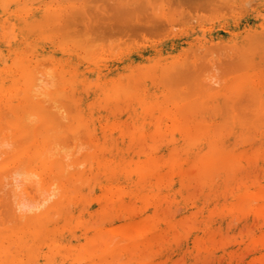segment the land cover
I'll return each mask as SVG.
<instances>
[{
  "label": "bare ground",
  "instance_id": "obj_1",
  "mask_svg": "<svg viewBox=\"0 0 264 264\" xmlns=\"http://www.w3.org/2000/svg\"><path fill=\"white\" fill-rule=\"evenodd\" d=\"M88 1L0 0V264H166L177 250L183 264H201L214 252L237 263L244 226L252 231L248 244L264 245V70L257 67L264 0L256 9L250 0H193L228 13L213 14L201 37L190 38L187 26L175 40L135 51L98 43L104 34L91 30ZM167 5L147 29L130 22L132 6L121 5L115 14L126 24L105 31L164 33L174 19ZM203 51L225 53L221 67L237 75L217 85L205 72L214 56ZM201 71L207 77L199 79ZM174 78L191 79L198 97L170 106L161 81ZM120 97L129 113L119 110ZM194 166L202 171L199 195L190 191ZM218 174L225 186L233 182L223 195L241 189L213 212L205 201L218 193ZM165 199L187 207V216L202 212L206 224L187 219L181 226L184 216L170 220L171 205L147 224ZM131 200L143 222L127 212ZM255 216L259 234L246 221ZM167 231L169 240L162 238Z\"/></svg>",
  "mask_w": 264,
  "mask_h": 264
},
{
  "label": "rangeland",
  "instance_id": "obj_2",
  "mask_svg": "<svg viewBox=\"0 0 264 264\" xmlns=\"http://www.w3.org/2000/svg\"><path fill=\"white\" fill-rule=\"evenodd\" d=\"M78 2H79V4H81V5H85L84 4V2L85 1H87V0H85V1H83V0H77ZM93 3H92V2ZM96 1V2H95ZM99 1V2H98ZM118 1H120V2H118ZM135 0H127V2H124V0H117V2H116V0H89L88 2L89 3H87V7H85L86 9H88V12H89V18H91V21H90V25H91V30L93 31V32H96V33H94V35L95 36H98V35H100V34H104L103 36H102V40L104 41V43H103V41L101 40V37H100V41L101 42H98V43H100V44H103L105 47H108V46H110V48H112V47H115V45L117 46V45H119V43L121 44V47H120V49H124V50H131V51H135V50H138L139 48H141L142 46H144V45H150V44H152V45H162L163 43H165L166 41H170V40H175V39H177L178 38V33L181 31V30H184V28H186L187 26H190L191 27V31L190 32H192V33H190V35H189V37L190 38H193V37H196L197 36V38L198 37H201V35H202V33H200V31H201V29L200 28H203L205 25H207L208 24V22L207 21H209L210 19H211V17L213 16V14H215V13H219V14H227L228 13V10L227 9H222V10H217L216 9V7H214L213 6V8L216 10V12L214 11V9L212 8V6H208L207 5V3H205V4H203V5H198L197 7H195L196 5H197V3H196V5H194L195 4V0L193 1V0H136L135 2H134ZM149 1V2H148ZM160 1H161V3H160ZM191 1V2H190ZM192 1L194 2V3H192ZM253 1V2H252ZM94 2L96 3V4H94ZM108 2L109 3H111V4H108ZM123 3V4H120V3ZM134 2V3H133ZM136 2H138V3H136ZM92 3V4H91ZM124 3H126V5L124 4ZM167 4L168 3V9L170 10V13L171 14H173L174 13V19L172 20V26H171V29H168L169 27H170V25H166L167 26V29H166V32H164V33H154V32H150V31H147V30H143L142 32H140V33H134L133 35H131V38L130 37H128L127 36V34H128V32L127 31H120V32H118V33H115V34H112L113 32L111 31V33L109 32L110 30H111V28L109 29V33L107 32V31H105V29L107 30V26H112V23H113V26H114V24L115 23H120L121 21H119V19H117V16H116V14L119 12H117V10L118 9H120V7H121V5H122V9L124 8V6H126L127 8H129V7H133V8H135V10L131 7V9H130V11L132 10L133 12H131L134 16L133 17H131V20H130V22L131 23H133L134 25L135 24H145V28L147 29L149 26H151L152 24H153V22H155L156 20H157V18L154 20V18H155V14H154V12H156V10L158 11L159 10V8L162 6V4ZM90 4V5H89ZM94 4V5H93ZM108 4V5H107ZM132 4V5H131ZM136 4H138V5H136ZM254 4V5H253ZM89 5V6H88ZM92 5V6H91ZM111 5V6H110ZM114 7H113V6ZM130 5V6H129ZM136 5V6H135ZM142 5V6H141ZM220 5V4H219ZM248 5V8L249 9H256L257 7H260V0H250V2H249V4H247ZM250 5V6H249ZM97 6V7H96ZM91 7V8H90ZM112 7V8H111ZM156 7L158 8V9H156ZM174 7V8H173ZM92 9V11H90ZM95 9H96V11H95ZM111 9V10H110ZM116 9V10H115ZM129 9H127V10H129ZM148 9V10H147ZM114 10V11H113ZM126 10V9H125ZM145 10V11H144ZM115 11L117 12L116 14H115ZM121 11V10H120ZM123 11H124V9H123ZM130 11H128V12H130ZM144 11V12H143ZM148 11H150L151 13H149ZM218 11V12H217ZM114 12V13H113ZM125 12H127V11H125ZM98 13V14H97ZM140 13V14H139ZM147 13L149 14V16H147ZM157 13V12H156ZM101 14H103V15H101ZM144 14V16L142 17V15ZM151 14H153V15H151ZM116 16V17H114V16ZM131 14H129V16H130ZM146 15V16H145ZM102 16V17H101ZM110 16V17H109ZM129 16H127V17H129ZM151 16H154V17H151ZM96 17V18H95ZM99 17V18H98ZM110 19H109V18ZM124 18L126 17V16H123ZM122 17V19L124 20V18ZM157 17V16H156ZM103 18H104V21H103ZM134 18H136V19H134ZM144 18V19H143ZM147 18H149L150 19V21H149V19H147ZM151 18H153V19H151ZM126 19V18H125ZM127 19H129V18H127ZM146 19V20H145ZM98 22H96V21ZM102 20V21H101ZM153 20V21H152ZM140 21H141V23H140ZM107 22V23H106ZM115 22V23H114ZM126 21H124V23H125ZM129 22V21H128ZM147 22V23H146ZM212 22H215V21H210V25H211V23ZM98 25H96V24ZM123 23V21L120 23V25L122 24H124ZM202 23V24H201ZM81 24V23H80ZM93 24V25H92ZM104 24V25H103ZM126 24V23H125ZM128 24V23H127ZM132 24V25H133ZM83 24H81L80 25V27H79V25H77L78 26V28H80V30H79V33H81L82 35H83V33H84V29H82V28H84L83 26H82ZM100 25V26H99ZM94 26V27H93ZM147 26V27H146ZM105 27V28H104ZM77 29V28H76ZM99 29V30H98ZM195 29V30H194ZM73 30V29H72ZM96 30V31H95ZM171 31L173 32V33H171ZM83 32V33H82ZM116 32V31H115ZM127 32V33H126ZM98 33V34H97ZM126 33V34H125ZM72 35H77L78 36V31H77V34H75V33H73L72 32ZM80 35V34H79ZM84 36H86V35H84ZM94 36V37H95ZM104 36H105V38H104ZM93 37V38H94ZM78 38H79V36H78ZM81 38H82V36H81ZM80 38V39H81ZM83 38H85V37H83ZM92 38V39H93ZM96 38V37H95ZM123 42V43H122ZM94 43V42H93ZM92 43V44H93ZM96 44V43H95ZM99 44V45H100ZM172 45H173V47H176V44L175 43H171ZM98 45V44H97ZM111 45H112V47H111ZM205 50H207V49H205ZM210 51V50H209ZM209 51H203V52H205V55H206V53H209V54H207V57H209L212 53H214V49L212 50L213 52L212 53H210ZM184 52H186V53H189L190 51H186V50H184L183 51V53ZM202 52V58H201V56H200V58L202 59V60H206L207 61V59H210L209 61H207L208 63L212 60V61H214V64H208L209 66H208V68L207 67H205V69H206V71H205V69L203 70V71H205V72H207L206 74L208 75L209 73L210 74H213V78H217L218 79V84L217 85H222L223 83H224V81L225 80H227L228 78H232V77H235L234 75H237L236 74V71H235V73H234V75L233 74H231V72L230 73H228L229 72V70L228 69H224L223 70V67H221V65L223 66V64H221L222 62H224V61H227V60H225V59H228V58H225L224 57V55L226 56V54L224 53V55L221 53H219L220 55H222V56H220V55H218V58H217V51H215V53H217V54H212V56H214L213 58H205L206 56L204 55V53ZM201 53V52H200ZM216 56V57H215ZM220 56V57H219ZM224 58V59H222V58ZM217 58V59H216ZM215 59L216 60H218V59H221V60H224V61H220V60H218V61H215ZM200 60V59H199ZM201 60V61H202ZM204 60V61H205ZM199 62L200 63V66H202V63L204 62V61H202V62ZM205 61V62H206ZM211 61V63H213ZM215 62H216V66L217 67H212V65L214 66L215 65ZM229 62V61H228ZM227 62V64L229 65V63ZM226 63V62H225ZM224 63V64H225ZM219 64H220V66H219ZM211 65V66H210ZM260 65V66H259ZM207 66V65H206ZM225 66H227V65H225ZM219 67V68H218ZM257 67H259L260 68V70H264V60H262V61H260L259 63H258V66ZM213 68V69H212ZM208 69V70H207ZM213 70V71H211V72H209L210 70ZM220 71H219V70ZM199 71V70H198ZM217 71L219 72V73H217ZM222 71H224L225 73H226V75H225V73H223ZM205 72H202L201 71V73L199 72V74H201L200 76H199V74L197 75V77L199 78V79H203V77L204 76H206L205 74H203V73H205ZM221 72V73H220ZM238 72V71H237ZM243 72V71H242ZM202 74H203V76H202ZM231 74V75H230ZM216 75V76H215ZM225 75V76H224ZM215 76V77H214ZM227 76V77H226ZM207 77V76H206ZM155 78V77H154ZM153 78V79H154ZM226 78V79H225ZM152 78H151V80H153ZM214 79V80H215ZM205 81V80H204ZM161 83L165 86H163L162 84V86L163 87H161V86H158L157 87V89H160V87L163 89L164 88V90L168 93V95H167V97L169 98L170 97V99L168 100V103L170 104V106H172L173 104H175V103H178V102H180V103H185V102H191V101H193V99H195L196 97H198V96H196V95H192L191 93H190V90H191V86L193 85L192 84V81H191V79H176V78H174L173 80H165V81H161ZM156 84V83H155ZM173 84H176V85H181L182 87L181 88H177L176 87V89H178V90H176L175 89V87L173 86ZM216 85V86H217ZM184 87V88H183ZM220 87V86H219ZM194 90V89H193ZM161 94V93H160ZM162 96H159L158 95V98L160 99V98H164L165 100H167L168 98L166 97V96H164L163 94H161ZM117 97H119V96H117ZM127 99L126 101H127V103L129 102L128 101V97L127 96H125L123 99ZM120 100H115L116 102H119V106L121 107H125V103L124 104H122L123 103V101H121V99H122V97H120L119 98ZM127 106V105H126ZM119 107V110L121 109V111L122 112H128L129 113V111L128 110H125L124 108H120ZM153 108V107H152ZM158 108L159 107H157V108H154L152 111H153V115H157L158 113H159V110H158ZM150 109H151V107H150ZM239 110H241V108L239 109ZM137 112V111H136ZM229 114V112H226V114ZM227 114V115H228ZM71 142V141H70ZM69 142V143H70ZM71 144V143H70ZM86 145L84 144L83 145V147H82V150H86ZM200 167H198V166H194V167H192L191 169H192V171H191V181H190V191H193L194 189H197V190H195L194 191V194H196L197 192L200 194L203 190V186L202 185H200L201 183H200V181L202 182V178H201V174H202V171H201V169H199ZM198 169V170H197ZM195 171H196V173H195ZM198 171V172H197ZM200 174V175H199ZM199 179H198V178ZM222 177H224V175L223 174H218V178H216V182L217 183H219V182H221L220 183V185L218 186V188H217V190L216 191H218V193L215 191L214 192V194H216V195H214L213 197H211V199H208V200H206L205 202L206 203H213L212 204V211L214 212V211H217V201H221L223 204H224V206H227V204H229L230 202H232V200L233 199H235L236 198V196L239 194V192H240V184L238 185V187L236 186V188L235 189H237V190H235V189H233V192L231 193V194H228L227 196H228V198H227V196H226V194L225 195H223V193H225L224 191H223V187L225 186L224 184H223V180H224V178L223 179H221ZM195 180V181H194ZM230 183V184H229ZM229 183L226 185L227 187H229L233 182H231V181H229ZM197 185V186H196ZM224 185V186H223ZM199 186H200V188H202L201 190L202 191H200V188H199ZM225 186V187H226ZM192 187H195L194 189L192 188ZM230 187H232V186H230ZM233 187H235V186H233ZM228 190L227 191H229V189L230 188H227ZM231 190V189H230ZM225 191H226V188H225ZM197 193V195H199ZM226 193H228V192H226ZM233 194V195H232ZM222 195H223V197L225 198V199H223V197H222ZM220 197V198H219ZM226 199H227V201H226ZM173 201H169V200H167L166 201V199L165 200H163L162 202H159V203H156L157 205H155V207H156V211L158 210V214H160V216L159 217H154L153 215V217H151V216H149V217H145L144 218V221H146V223L148 224V223H155V222H157V219H161V218H164V216H166V214H167V209L166 208H168V205H171L170 207H171V210H172V212H173V214L170 216V220H173L176 216H184L183 217V221L181 222V226H183L184 224H185V222L187 221V219H191L192 221H194V225H202L203 226V224L205 223L204 221H203V219H201V217L203 218V216H204V214L202 213V212H198V213H196L195 215H189V216H187V212H188V210H187V207H184L183 205H181V204H177L176 206L172 203ZM132 204V205H131ZM129 205H131V207L129 206V208H127V212H129V214L131 215V219L132 220H140V221H142L143 222V218H142V214L140 213V211L135 207V205H136V201H134L133 200V202H132V200L131 201H129ZM181 205V206H180ZM215 205H217V206H215ZM177 206H178V208H177ZM166 210H165V209ZM137 209V210H136ZM178 209V210H177ZM175 211H176V213H175ZM166 212V213H165ZM212 212V213H213ZM154 213V212H153ZM157 213H156V216H158L157 215ZM216 213V212H215ZM225 213V212H224ZM223 213V214H224ZM222 214V217H221V219H226V214H224L223 215ZM154 215H155V213H154ZM162 215V216H161ZM187 216V217H186ZM194 219H196V221L194 220ZM200 219H201V221H200ZM246 221H248V224L249 225H251V229L253 230V232L255 231V233L256 234H259L262 230H261V228H260V224H259V220H258V217L257 216H255V217H253L252 219L249 217V219H248V217H247V219H246ZM250 221V222H249ZM210 222V224H207L206 225V227L207 228H210L211 227V221H209ZM251 222H252V224H251ZM143 224V223H142ZM206 224V223H205ZM247 223H246V225H248ZM246 229V230H245ZM169 232V233H168ZM246 232H247V228L244 226V229H243V235H245L244 236V240H243V242H242V244H241V247H240V250H238L239 251V253H241V254H239V256H238V262L236 263V262H229L230 264H264V245H261V244H259V243H257L256 244V242L255 243H249L248 244V242H246L247 240H248V238L250 237H248V235L252 232H247V234L248 235H246ZM173 232L171 231H167L163 236H162V238H166V240H169L170 239V234H172ZM182 234L184 235V233L182 232ZM251 235H252V233H251ZM185 236V235H184ZM221 236V235H220ZM220 236H216L215 237V239H220ZM179 237V236H178ZM246 237V238H245ZM180 238H183V236L182 237H180ZM182 242H181V244H180V247L182 248L183 246H184V244H185V242H184V239H182L181 240ZM157 243V242H156ZM204 245V247L207 249L208 247H210V245L208 244V243H203ZM251 244H253V246L251 245ZM207 245H208V247H207ZM256 245V246H255ZM248 246V247H247ZM228 247V246H227ZM233 247H235V245L234 244H232V245H230L229 247H228V249H232ZM250 247H252V248H250ZM248 248V249H247ZM162 248H160V246H159V248H158V244L156 245V255L158 256V254H160L161 253V250ZM247 249V250H246ZM250 249V250H249ZM253 249V250H252ZM254 249H255V251H254ZM246 252V253H245ZM173 254H170L169 255V257H167V263L166 264H183L184 262V257H183V259H182V256H179L178 255V250L177 251H173L172 252ZM214 254V255H213ZM213 254H211V256H209L208 257V259H205V260H202V262L203 263H201V264H229L227 261H225V259L227 260V258L224 256V258H223V256H220V255H217V253L216 252H214ZM154 256L155 258L157 257V256ZM176 256H177V258H176ZM214 257V260L212 259ZM218 258H221V259H218ZM200 259V260H199ZM199 259H197L196 260V262L198 263V264H200V262H201V259L202 258H199ZM183 260V261H182ZM208 260V261H207ZM243 261V262H242ZM173 262V263H172ZM207 262V263H206Z\"/></svg>",
  "mask_w": 264,
  "mask_h": 264
}]
</instances>
